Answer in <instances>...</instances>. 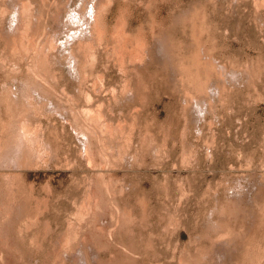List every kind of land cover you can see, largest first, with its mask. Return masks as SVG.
I'll use <instances>...</instances> for the list:
<instances>
[{
  "label": "rangeland",
  "instance_id": "1",
  "mask_svg": "<svg viewBox=\"0 0 264 264\" xmlns=\"http://www.w3.org/2000/svg\"><path fill=\"white\" fill-rule=\"evenodd\" d=\"M0 264H264V0H0Z\"/></svg>",
  "mask_w": 264,
  "mask_h": 264
}]
</instances>
